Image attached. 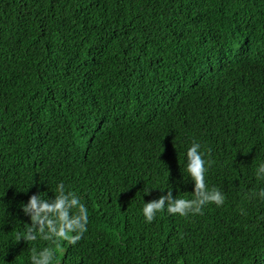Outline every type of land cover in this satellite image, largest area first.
<instances>
[{"label":"trees","instance_id":"trees-1","mask_svg":"<svg viewBox=\"0 0 264 264\" xmlns=\"http://www.w3.org/2000/svg\"><path fill=\"white\" fill-rule=\"evenodd\" d=\"M193 138L225 204L146 222L192 195ZM261 162L264 0H0V264L46 243L20 204L60 180L90 215L60 264H264Z\"/></svg>","mask_w":264,"mask_h":264},{"label":"clouds","instance_id":"clouds-1","mask_svg":"<svg viewBox=\"0 0 264 264\" xmlns=\"http://www.w3.org/2000/svg\"><path fill=\"white\" fill-rule=\"evenodd\" d=\"M186 157V171L193 181L192 195H174L171 184L166 188L167 191L159 188L160 195L149 201L144 200L141 211L146 222L154 221L161 212L189 217L202 214L206 205L215 204L219 207L225 204V191L211 185L208 180L213 163L211 149L201 140L193 138L187 146ZM255 176L264 181V162L256 167ZM150 189L152 188L144 189V193H149ZM51 192L53 195L49 196L48 191L38 190L29 196L27 202L20 204L23 214L30 222L25 223L23 231L15 233L14 239L46 242L30 249V264H60L58 253L64 250L63 243L76 246L89 229V208L75 190L60 180L55 184V191ZM252 196L264 201V187L253 192ZM240 211L247 214L244 208Z\"/></svg>","mask_w":264,"mask_h":264}]
</instances>
